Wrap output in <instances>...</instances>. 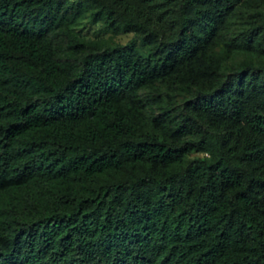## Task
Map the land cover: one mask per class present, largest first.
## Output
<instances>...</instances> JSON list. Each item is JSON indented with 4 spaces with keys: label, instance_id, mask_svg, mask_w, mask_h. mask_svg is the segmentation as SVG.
<instances>
[{
    "label": "trees",
    "instance_id": "1",
    "mask_svg": "<svg viewBox=\"0 0 264 264\" xmlns=\"http://www.w3.org/2000/svg\"><path fill=\"white\" fill-rule=\"evenodd\" d=\"M89 1L145 30L154 55L78 50L55 33L64 0H0V264H264V64L195 91L175 135L193 115L223 126L184 164L199 146L145 130L135 94L194 53L174 36L186 18Z\"/></svg>",
    "mask_w": 264,
    "mask_h": 264
},
{
    "label": "rangeland",
    "instance_id": "2",
    "mask_svg": "<svg viewBox=\"0 0 264 264\" xmlns=\"http://www.w3.org/2000/svg\"><path fill=\"white\" fill-rule=\"evenodd\" d=\"M64 1L66 5L56 16L61 25L55 33L64 38L60 34V29H64L76 39L78 50L102 51L107 46L133 44L141 55H154L157 41L145 30L119 25L118 21L99 12L95 1ZM160 1L154 9V2L151 6L144 4V10L160 17L165 27L175 21L181 11L187 26L175 25L174 36L179 35L184 46L193 44L194 53L183 60L176 57L170 67L147 79L136 91L135 99L145 130L174 134L181 143L199 146L185 153L182 161L185 164L195 157H209L207 144L218 143L220 126H223L219 118L214 123L207 121L203 126L197 125L200 119L193 115L196 122L190 131L175 135L176 129L186 124V108L196 97L195 91L216 88L242 71L246 63L264 64V0H195L182 6V10L178 0ZM248 77L249 71H246L244 79ZM199 139L208 143L200 144Z\"/></svg>",
    "mask_w": 264,
    "mask_h": 264
}]
</instances>
